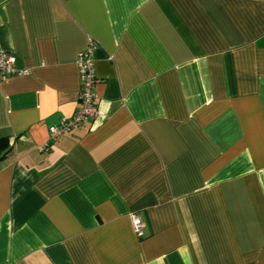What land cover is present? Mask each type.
Here are the masks:
<instances>
[{
    "label": "crops",
    "instance_id": "1",
    "mask_svg": "<svg viewBox=\"0 0 264 264\" xmlns=\"http://www.w3.org/2000/svg\"><path fill=\"white\" fill-rule=\"evenodd\" d=\"M0 45V264H264V0H0Z\"/></svg>",
    "mask_w": 264,
    "mask_h": 264
},
{
    "label": "built area",
    "instance_id": "2",
    "mask_svg": "<svg viewBox=\"0 0 264 264\" xmlns=\"http://www.w3.org/2000/svg\"><path fill=\"white\" fill-rule=\"evenodd\" d=\"M88 40V46L81 50L77 56V65L81 81V90L79 94L80 105L71 117H64L58 124L50 126L49 131L52 139H57L80 128L84 122L91 120L97 113L95 105L96 93L94 90L97 78L94 73L93 54L98 44L92 37H89ZM16 62V56L12 52L2 48L0 45V77L2 79H6L13 75H25L29 73L28 68L17 67ZM47 149L48 144L41 146L40 148V150ZM131 221L135 233L139 237H143L145 224L139 214L135 212L131 213Z\"/></svg>",
    "mask_w": 264,
    "mask_h": 264
},
{
    "label": "trees",
    "instance_id": "3",
    "mask_svg": "<svg viewBox=\"0 0 264 264\" xmlns=\"http://www.w3.org/2000/svg\"><path fill=\"white\" fill-rule=\"evenodd\" d=\"M12 150V143L8 136L0 138V160L5 159Z\"/></svg>",
    "mask_w": 264,
    "mask_h": 264
}]
</instances>
